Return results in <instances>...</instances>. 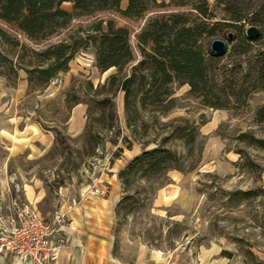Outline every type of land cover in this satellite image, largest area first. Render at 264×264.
Wrapping results in <instances>:
<instances>
[{"label":"rangeland","instance_id":"1","mask_svg":"<svg viewBox=\"0 0 264 264\" xmlns=\"http://www.w3.org/2000/svg\"><path fill=\"white\" fill-rule=\"evenodd\" d=\"M156 1L160 5L137 18L125 17L117 10L78 17L39 44L1 21L0 29L21 44L40 50L69 34H96L93 27L98 22H103L105 31L106 22L112 20L129 32L133 61L126 72L142 58L140 49L151 52L152 44L140 46L137 38L151 19L189 12L187 7H175L171 0ZM206 1L215 9L212 22H230L215 8V0ZM257 3L245 0L243 6L237 7L251 11ZM126 4L122 1L119 10H124ZM62 7L72 11L70 3H63ZM250 25L259 28L261 39L241 47L247 50L242 55L232 51L237 41L230 43L219 31L222 26L216 27V35L202 37L201 47H210L215 39L224 40L227 52L222 63L233 71H237L238 63L246 67L252 64L257 50L264 49L263 26L248 21L243 29ZM0 50L17 64L19 48L0 41ZM31 56L26 54L23 62ZM115 74V68L100 72L95 67L92 48L80 50L70 61L68 71L55 76L52 80L57 78V82L49 83L43 90L29 88L24 71L15 75L10 68L0 65L1 211L7 212L13 201L29 202L49 222L56 211L63 210L67 225L71 212L82 200H114L110 255L120 264H243L238 256L227 259L221 255L223 250L235 253V246L225 236L243 237L264 251V237L250 221L251 212L259 209L258 202L264 199L240 206V211L233 214L237 221L224 220L222 207L227 191L264 187V149L249 144L250 139H240L243 133L264 138V122L255 119L257 109L264 104V91H256L240 107L213 109L188 95V86L175 85V107L167 117L159 115L158 105L142 110L136 104L131 107L133 121L128 127L122 92L118 91L113 99L112 123L106 110L91 101L109 94L108 85L100 87L97 93L95 90ZM177 119L196 124L200 132L192 155L186 159L187 169L133 176L124 184L118 177L120 170L142 152L145 143L151 139L158 143L167 135L169 129L163 128L162 123ZM55 130L61 133L70 152L59 144ZM153 146L150 144L148 149ZM165 147L179 155L187 154L183 143L174 138ZM240 151L244 153L242 158ZM249 162L258 167H245ZM93 186L101 188L100 196L90 194ZM213 213L221 216L218 224L224 236L214 234L210 228ZM261 256L264 258V253Z\"/></svg>","mask_w":264,"mask_h":264},{"label":"trees","instance_id":"2","mask_svg":"<svg viewBox=\"0 0 264 264\" xmlns=\"http://www.w3.org/2000/svg\"><path fill=\"white\" fill-rule=\"evenodd\" d=\"M122 1H126L127 4L124 10H119ZM244 1L215 0V8L228 17L226 20L230 22H212L215 18V9H211L206 0H171L175 7H187L189 12L151 19L137 37L140 46L152 44L151 52L140 49L142 58L126 72L125 69L133 61L129 32L126 28L117 27L112 20L106 22L105 31L102 30L103 22H98L93 27L96 34L87 33L84 37L79 33L69 34L56 43L45 45L40 50L21 44L19 40L12 39L0 29L1 43H9L21 51V54H17L19 61L16 64L0 50V65L10 68L15 75L19 70L24 71L29 88L43 90L55 76L68 71L70 61L80 50L92 48L95 67L100 72L115 68L117 74L109 76L106 83L95 90L97 93L100 87L108 85L109 94L91 101L106 110L112 123L115 114L113 99L118 91L122 92L128 127H131L133 121L131 107L136 104L142 110L148 105H158L159 115L163 118L167 117L175 107V85L188 86V95L198 99L204 107L237 108L244 105L256 91H264V49L257 50L252 64L242 67V64L238 63L237 71H233V68L227 69L222 63L227 52L226 42L223 40L226 45L225 50L216 53L211 50V44L210 47L202 49L201 39L204 36L216 35V27L222 26L219 31L226 39L230 43L237 41L232 46V51L241 55L246 53L247 50L241 47L258 42L261 39V32L254 25L244 30V24L250 21L264 28V0H257L256 7L251 11L237 7L243 6ZM66 2L72 5V11L62 7ZM158 5L160 4L156 0H0V21L12 26L29 41L39 44L65 29L74 19L81 16L117 10L125 17L137 18ZM251 26L259 31L255 39H250L246 34ZM223 28H231L235 32L223 31ZM26 54L32 56L24 63L23 58ZM90 86L92 87V84ZM73 103L80 102L73 100ZM255 119L258 123L264 122V104L257 109ZM175 122L177 123L174 125ZM162 126L169 129L167 135L162 136L158 143L154 139L145 143L142 152L118 173L124 184H128L133 176L148 177L158 172L163 173L168 170L184 172L187 169L186 159L192 155L194 144L200 135L198 126L185 119L162 123ZM55 136L62 148L70 152V147L61 133L55 130ZM173 138L183 143L187 149L186 155H179L165 147ZM240 139L242 141L250 139L247 140L249 144L264 149V138H254L243 133ZM150 144L154 146L148 149ZM238 154L242 158L244 153L240 151ZM245 167L252 169L258 166L249 162ZM225 194L222 207L225 209L226 217L223 219L237 221L239 219L233 216L235 211H240L239 207L244 204H252L259 198L264 199V187L235 189ZM258 206L259 209L251 212L250 221L253 228L258 229L264 237V200H259ZM213 215L210 224L212 232L224 236L218 224L220 214L213 213ZM225 238L235 246V253L223 250L221 252L223 257L232 259L238 256L243 264H264V258L261 256L264 251L258 246L250 244L243 237L225 236Z\"/></svg>","mask_w":264,"mask_h":264},{"label":"built area","instance_id":"3","mask_svg":"<svg viewBox=\"0 0 264 264\" xmlns=\"http://www.w3.org/2000/svg\"><path fill=\"white\" fill-rule=\"evenodd\" d=\"M57 78L50 83H56ZM90 194L100 196L101 188L93 186ZM66 212L58 210L47 221L29 202L13 201L7 212L0 208V255L18 264H58L69 238L64 228Z\"/></svg>","mask_w":264,"mask_h":264},{"label":"crops","instance_id":"4","mask_svg":"<svg viewBox=\"0 0 264 264\" xmlns=\"http://www.w3.org/2000/svg\"><path fill=\"white\" fill-rule=\"evenodd\" d=\"M114 200L90 198L81 201L64 228L69 238L58 264H120L110 255V230ZM0 264H18L0 255Z\"/></svg>","mask_w":264,"mask_h":264},{"label":"water","instance_id":"5","mask_svg":"<svg viewBox=\"0 0 264 264\" xmlns=\"http://www.w3.org/2000/svg\"><path fill=\"white\" fill-rule=\"evenodd\" d=\"M246 34L250 39H255L258 37L259 31L256 27L251 26L247 29ZM225 46L226 45L223 40L215 39L211 43V50L216 53H221L225 50Z\"/></svg>","mask_w":264,"mask_h":264}]
</instances>
